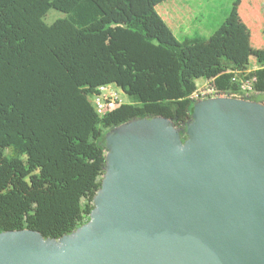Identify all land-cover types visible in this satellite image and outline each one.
Masks as SVG:
<instances>
[{
	"label": "trees",
	"instance_id": "obj_1",
	"mask_svg": "<svg viewBox=\"0 0 264 264\" xmlns=\"http://www.w3.org/2000/svg\"><path fill=\"white\" fill-rule=\"evenodd\" d=\"M164 1L0 0V232L59 239L89 222L107 133L156 116L185 127L197 79L231 93L246 73L264 103V39H251L243 0L212 35L183 41ZM51 8L66 16L47 23ZM106 84L128 99L101 116L92 97Z\"/></svg>",
	"mask_w": 264,
	"mask_h": 264
},
{
	"label": "water",
	"instance_id": "obj_2",
	"mask_svg": "<svg viewBox=\"0 0 264 264\" xmlns=\"http://www.w3.org/2000/svg\"><path fill=\"white\" fill-rule=\"evenodd\" d=\"M105 141L90 221L0 232V264H264V103L201 99L185 127L138 118Z\"/></svg>",
	"mask_w": 264,
	"mask_h": 264
},
{
	"label": "crops",
	"instance_id": "obj_3",
	"mask_svg": "<svg viewBox=\"0 0 264 264\" xmlns=\"http://www.w3.org/2000/svg\"><path fill=\"white\" fill-rule=\"evenodd\" d=\"M188 1L182 0L179 2H169L166 4V7L164 8V12L166 16H163L162 13L160 14L167 22V24L171 27L177 38H178L177 36L178 34L181 35V37H184V39L187 37H195V36L209 37L223 24V22L226 20L232 9V5L226 3H223L221 7H219L220 6L219 3H221L220 2L221 0H217L218 3L216 5H214V3H211V1L213 2L216 0H210L211 3L210 7L214 5L216 6V8H215V12L212 14L213 21L210 19L211 24L206 25L208 19L202 13V10L207 6L208 4L206 3L207 1L206 0H195L194 2H192L191 0ZM258 2L260 3L261 8L259 6L257 8L258 4L256 3ZM158 6H160V4ZM158 6L156 8H158ZM244 6L248 8L249 11L251 10L253 12L252 20L250 21L253 25L252 27L249 26L248 22H246L245 19H247V17L243 15V8H245ZM262 9L264 14V3L261 2L260 0L242 1L241 16L251 30V39L255 41H260L261 38L264 39V15L262 16V13L259 12V10L262 11ZM208 26H210V28H208ZM206 33H209V36H207ZM257 68H259L258 65H251L249 71H253ZM205 80L206 79H203V81Z\"/></svg>",
	"mask_w": 264,
	"mask_h": 264
},
{
	"label": "built area",
	"instance_id": "obj_4",
	"mask_svg": "<svg viewBox=\"0 0 264 264\" xmlns=\"http://www.w3.org/2000/svg\"><path fill=\"white\" fill-rule=\"evenodd\" d=\"M240 71H235V80H238L240 84L239 92H224L216 89L211 80L209 86L204 89L197 90L193 95L192 98L197 100L207 99L212 97H236V98H243V99H251L252 95L257 94L258 92L253 87L254 78L246 77L247 74L244 73L242 77H239ZM123 91L116 87L114 84H106L101 85L98 87L97 91L94 93L92 97L93 104L95 109L99 115H104L118 106H120L124 100L122 98Z\"/></svg>",
	"mask_w": 264,
	"mask_h": 264
},
{
	"label": "rangeland",
	"instance_id": "obj_5",
	"mask_svg": "<svg viewBox=\"0 0 264 264\" xmlns=\"http://www.w3.org/2000/svg\"><path fill=\"white\" fill-rule=\"evenodd\" d=\"M179 1H182V0H167L166 2H164V3H162V4H160V6H158V8H156L157 9V11L161 14H163V16H166L165 15V12H164V8L166 7V4L167 3H169V2H179ZM186 1H188V0H186ZM192 2H194L195 0H191ZM207 2L206 3H208L207 4V6L202 10V13L206 16V18L208 19V21H207V23H206V25H210L211 23H210V19L212 20L213 19V17H212V14L215 12V8H216V6H214V5H216L218 2H217V0L216 1H211V3H214V5L212 6V7H210V0H206ZM189 2V1H188ZM221 3H219V7H221V5L223 4V3H226V4H230V5H232V2H233V0H221L220 1ZM256 4H258L257 5V8H258V6L261 8V6H260V3L258 2V3H256ZM257 8H256V10H257ZM259 12H261L262 13V16L264 15L263 14V9H262V11H260L259 10ZM210 15H211V17H210ZM243 15L244 16H246L247 17V19H245L246 20V22H248V24H249V26L250 27H252L253 25H252V23L250 22L251 20H252V16H253V12L250 10L249 11V9L248 8H243ZM247 15H249V16H247ZM64 16H66V14L65 13H63L62 11H60V10H57V9H55V8H51L49 11H48V13H47V15L45 16V20H46V22L47 23H52V22H54L56 19H58V18H62V17H64ZM213 21V20H212ZM212 26V25H211ZM208 28H210V26H208ZM194 30V29H193ZM209 31H210V29H209ZM206 35L207 36H209V33H206ZM178 36V38H179V40H184V37H181V35H177ZM210 81L209 80H205V81H203V78L201 79H197V90H199V89H204V88H206L207 86H209L210 85ZM121 95H122V98H124V100H127L128 99V97L122 92L121 93Z\"/></svg>",
	"mask_w": 264,
	"mask_h": 264
}]
</instances>
